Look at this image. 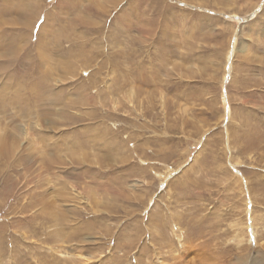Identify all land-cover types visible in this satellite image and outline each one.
Masks as SVG:
<instances>
[{"label":"rangeland","instance_id":"374dc122","mask_svg":"<svg viewBox=\"0 0 264 264\" xmlns=\"http://www.w3.org/2000/svg\"><path fill=\"white\" fill-rule=\"evenodd\" d=\"M0 264H264V0H0Z\"/></svg>","mask_w":264,"mask_h":264}]
</instances>
